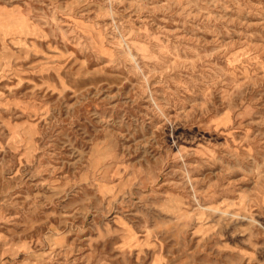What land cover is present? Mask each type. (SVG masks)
Segmentation results:
<instances>
[{
    "label": "rangeland",
    "instance_id": "374dc122",
    "mask_svg": "<svg viewBox=\"0 0 264 264\" xmlns=\"http://www.w3.org/2000/svg\"><path fill=\"white\" fill-rule=\"evenodd\" d=\"M0 264H264V0H0Z\"/></svg>",
    "mask_w": 264,
    "mask_h": 264
}]
</instances>
